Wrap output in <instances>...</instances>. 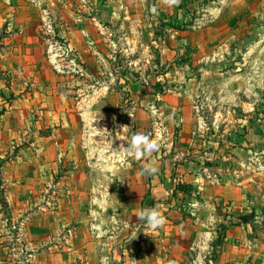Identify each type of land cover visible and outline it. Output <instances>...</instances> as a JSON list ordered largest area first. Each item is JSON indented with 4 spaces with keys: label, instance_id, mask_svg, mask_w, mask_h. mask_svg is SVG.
<instances>
[{
    "label": "rangeland",
    "instance_id": "374dc122",
    "mask_svg": "<svg viewBox=\"0 0 264 264\" xmlns=\"http://www.w3.org/2000/svg\"><path fill=\"white\" fill-rule=\"evenodd\" d=\"M0 73L7 85L18 75L20 95L35 97L30 90L44 86L39 100L50 103L4 122L12 150L21 136L34 134L41 115L39 134L66 137L63 145L57 140V152L76 153L66 166L57 157L52 181H77L72 163L79 154L98 171V187L88 175L81 190L55 187L42 198L97 200L100 217L93 220L105 226L106 204L125 197L116 171L129 159L117 151L143 125L160 140L158 122L170 115L191 172H203L211 186L241 182L248 198L258 197L250 215L264 231V0H0ZM220 199L224 213L229 203ZM0 203L1 236L18 264V222L2 194ZM221 226L184 264L222 263ZM25 254L19 264H32L31 252Z\"/></svg>",
    "mask_w": 264,
    "mask_h": 264
},
{
    "label": "crops",
    "instance_id": "0c3cea01",
    "mask_svg": "<svg viewBox=\"0 0 264 264\" xmlns=\"http://www.w3.org/2000/svg\"><path fill=\"white\" fill-rule=\"evenodd\" d=\"M16 53L14 55H18ZM16 78L18 75L7 85L0 73L3 102L0 194L12 213L9 216L18 222L20 229L18 235L23 243L18 247V264L24 262L26 250L32 254V264H102V259L110 264H184L193 249L218 235L221 223L220 228H224L221 264H264V231L256 224L257 216L253 221L250 215L252 210L258 211L253 206L254 202H259L257 195L248 198L241 182L239 185L211 186L203 172H191L188 165L192 162L187 160L183 140L178 141L177 131L169 125L170 115L158 122L159 130L164 133L159 137L160 150L135 163H132L134 158H128L124 167L120 171L117 169L120 180L117 189L123 190L125 197L106 204L109 217L101 216L105 226L99 227L93 220L100 217L97 200L92 203L86 196L65 195L42 198V191L55 187L62 193L81 190L88 175L95 180L93 186L98 187V171L87 167L79 154L78 162L72 163L74 169L78 167L77 181H67L68 176L59 182L52 181L59 167L57 157L64 156L66 166L75 160L76 153L72 154L68 147L63 155L57 152L62 149L56 142L65 143L66 137L39 134L38 127L44 123L41 115L35 122L37 130L34 134L28 138L21 136L18 148L12 150V132L6 131L4 122L23 119L29 110L39 112L50 108L49 102L39 100L44 86L30 90L35 97L27 92L20 95L23 87H18ZM170 108L181 110L184 106ZM147 127L143 125L138 130L148 132ZM148 163H155L157 173L141 175V169ZM184 183L192 190L182 188ZM220 195L224 198L223 205L229 203L223 207L224 213L220 208ZM250 201L252 203H248ZM156 205L166 223L154 230L138 219V213ZM1 208L0 203V264H14L10 249L1 236L6 221L2 219L4 211ZM93 225L100 230H91ZM62 233L65 234L61 236Z\"/></svg>",
    "mask_w": 264,
    "mask_h": 264
},
{
    "label": "clouds",
    "instance_id": "9594fccd",
    "mask_svg": "<svg viewBox=\"0 0 264 264\" xmlns=\"http://www.w3.org/2000/svg\"><path fill=\"white\" fill-rule=\"evenodd\" d=\"M167 4H178L179 0H165ZM127 126H124L126 128ZM127 147L123 144L120 146L119 154L126 160L134 158L140 160L143 157L151 156L161 148V142L158 138L144 132H136L127 140ZM158 171L155 163H148L141 169V175H154ZM138 219L143 221L148 227L158 229L164 226L166 218L159 211V205L152 208L142 209L138 213ZM135 238V237H134ZM103 264V259H102Z\"/></svg>",
    "mask_w": 264,
    "mask_h": 264
},
{
    "label": "built area",
    "instance_id": "2783aa9c",
    "mask_svg": "<svg viewBox=\"0 0 264 264\" xmlns=\"http://www.w3.org/2000/svg\"><path fill=\"white\" fill-rule=\"evenodd\" d=\"M0 90H1V88H0ZM2 110H3V102L1 99V95H0V119H1ZM1 129H2V126H1V121H0V134H1Z\"/></svg>",
    "mask_w": 264,
    "mask_h": 264
}]
</instances>
